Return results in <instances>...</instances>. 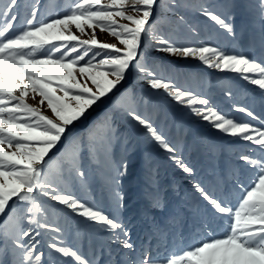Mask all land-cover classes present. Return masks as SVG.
Here are the masks:
<instances>
[{
    "label": "rangeland",
    "instance_id": "rangeland-1",
    "mask_svg": "<svg viewBox=\"0 0 264 264\" xmlns=\"http://www.w3.org/2000/svg\"><path fill=\"white\" fill-rule=\"evenodd\" d=\"M0 264H264V0H0Z\"/></svg>",
    "mask_w": 264,
    "mask_h": 264
},
{
    "label": "bare ground",
    "instance_id": "bare-ground-1",
    "mask_svg": "<svg viewBox=\"0 0 264 264\" xmlns=\"http://www.w3.org/2000/svg\"><path fill=\"white\" fill-rule=\"evenodd\" d=\"M181 182V181H180ZM183 182V181H182ZM184 183V182H183ZM187 183V182H186ZM152 210H154V209H152ZM151 211V210H150ZM156 211V210H155ZM124 227V226H123ZM135 227V226H134ZM128 231V230H127ZM126 231V232H127ZM123 232V231H122ZM122 242V241H121ZM124 245H126V244H124ZM132 247V246H131ZM127 249V248H126ZM135 251V250H134ZM130 253V252H129ZM120 254V253H119ZM121 256V255H120ZM178 257V256H177Z\"/></svg>",
    "mask_w": 264,
    "mask_h": 264
}]
</instances>
